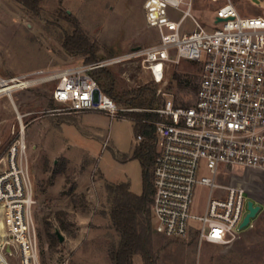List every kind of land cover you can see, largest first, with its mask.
Returning a JSON list of instances; mask_svg holds the SVG:
<instances>
[{
	"label": "rangeland",
	"instance_id": "374dc122",
	"mask_svg": "<svg viewBox=\"0 0 264 264\" xmlns=\"http://www.w3.org/2000/svg\"><path fill=\"white\" fill-rule=\"evenodd\" d=\"M233 5L242 16L264 17V0H233ZM219 6L195 0L194 17L206 29H215ZM180 17V12L157 0H43L39 13L15 0H0V77L91 63L64 47L65 39L77 32L100 60L149 47L159 42V21ZM183 29L193 31L191 19L185 20ZM110 71L119 94L148 85L174 97L177 105L191 106L202 66L187 60L173 65L165 86L154 84L141 63H125ZM52 89L50 84L14 92L12 99L0 96V158L15 139L14 130H20V115L37 201L39 264H112L109 253L120 236L111 221L113 197L108 186L130 182L133 192L142 191V168L134 157L142 145L138 122L101 113L52 112L60 108L51 99ZM158 97L161 106L167 97ZM200 175L211 177L207 169ZM216 181L242 188L261 207L257 217L231 244L200 246L195 233L167 238L152 215L153 264H264V173L222 167ZM209 193L204 186L195 187L193 215L204 213ZM5 236L1 208L0 264H23L2 256ZM133 263L147 264L142 255Z\"/></svg>",
	"mask_w": 264,
	"mask_h": 264
},
{
	"label": "built area",
	"instance_id": "2783aa9c",
	"mask_svg": "<svg viewBox=\"0 0 264 264\" xmlns=\"http://www.w3.org/2000/svg\"><path fill=\"white\" fill-rule=\"evenodd\" d=\"M157 1L181 14L178 20L157 23V44L56 71L0 77V96L12 99L14 92L52 84L51 99L60 105L52 112L62 115L101 113L135 122V113L157 115L159 120L150 122L157 137L152 215L167 238L195 233L200 246L229 245L244 231L251 199L242 188L218 184L217 175L222 167L264 173V17L242 16L233 0H210L220 6L216 28L208 30L194 17L195 0ZM188 18L192 32L183 29ZM184 60L202 66L191 106L177 105L158 89V96L167 97L158 108H122L92 76L99 69L141 63L154 84L165 86L169 68ZM18 119L20 130H14L15 139L0 158L6 231L1 253L23 264H39L35 187L22 116ZM138 140L144 138L139 135ZM203 169L211 177L201 176ZM196 186L210 190L199 216L191 213Z\"/></svg>",
	"mask_w": 264,
	"mask_h": 264
},
{
	"label": "trees",
	"instance_id": "16d2710c",
	"mask_svg": "<svg viewBox=\"0 0 264 264\" xmlns=\"http://www.w3.org/2000/svg\"><path fill=\"white\" fill-rule=\"evenodd\" d=\"M29 11L39 13L43 0H15ZM64 47L73 56H83L86 62H97L96 52L87 39L79 32L65 39ZM100 88L109 95L119 106L124 108L155 109L160 106L157 88L142 86L137 89L119 94L116 92L115 76L110 68L99 69L92 73ZM180 82V77L175 76ZM139 130L144 140L135 151L134 157L139 160L142 168L143 193L134 195L129 184L109 185L108 190L113 197L111 221L120 236L117 247L110 250L112 264H134L133 259L142 255L147 264H153L151 255V207L154 196L153 168L157 157V137L154 125L150 122L159 120L151 113H135ZM145 121V122H144ZM138 135V136H139Z\"/></svg>",
	"mask_w": 264,
	"mask_h": 264
},
{
	"label": "water",
	"instance_id": "95a60500",
	"mask_svg": "<svg viewBox=\"0 0 264 264\" xmlns=\"http://www.w3.org/2000/svg\"><path fill=\"white\" fill-rule=\"evenodd\" d=\"M221 21L222 20H218L217 23H220ZM260 210H261V207L259 205H255V203L250 200L248 202V214L246 215V217H245V219L241 225V228L245 229L246 227H248L249 224L251 223V221L257 217ZM56 235H57L60 242L64 241V237L61 235V233L59 231L56 232Z\"/></svg>",
	"mask_w": 264,
	"mask_h": 264
},
{
	"label": "crops",
	"instance_id": "0c3cea01",
	"mask_svg": "<svg viewBox=\"0 0 264 264\" xmlns=\"http://www.w3.org/2000/svg\"><path fill=\"white\" fill-rule=\"evenodd\" d=\"M120 184H129L130 186V191L134 194V195H137V196H141L142 193H143V187H142V191L138 192V193H135L132 191V187H131V183L130 182H123V183H120ZM118 185V184H117Z\"/></svg>",
	"mask_w": 264,
	"mask_h": 264
}]
</instances>
